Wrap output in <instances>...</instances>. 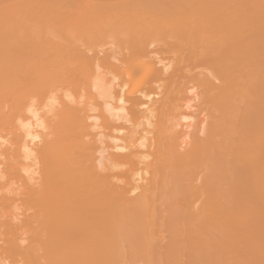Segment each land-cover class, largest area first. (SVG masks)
Listing matches in <instances>:
<instances>
[{
  "label": "bare ground",
  "instance_id": "1",
  "mask_svg": "<svg viewBox=\"0 0 264 264\" xmlns=\"http://www.w3.org/2000/svg\"><path fill=\"white\" fill-rule=\"evenodd\" d=\"M0 264H264V0H0Z\"/></svg>",
  "mask_w": 264,
  "mask_h": 264
}]
</instances>
